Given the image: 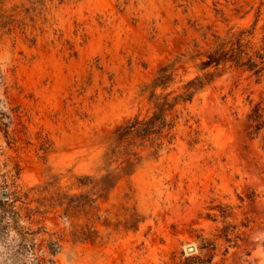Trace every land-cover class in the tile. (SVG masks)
<instances>
[{
  "label": "rangeland",
  "instance_id": "1",
  "mask_svg": "<svg viewBox=\"0 0 264 264\" xmlns=\"http://www.w3.org/2000/svg\"><path fill=\"white\" fill-rule=\"evenodd\" d=\"M238 33L261 44L264 0H0V264H178L204 240L211 264H264V74L227 64L104 159L161 66L184 53L172 99Z\"/></svg>",
  "mask_w": 264,
  "mask_h": 264
},
{
  "label": "trees",
  "instance_id": "2",
  "mask_svg": "<svg viewBox=\"0 0 264 264\" xmlns=\"http://www.w3.org/2000/svg\"><path fill=\"white\" fill-rule=\"evenodd\" d=\"M197 54L191 56L195 57ZM184 56L181 53L174 61L161 66L156 76L150 83L145 85V90L149 92V100L153 102V112L147 119H139L134 117L128 119L125 123L119 126L114 134L111 136L108 150L104 153V159L107 161L110 157L124 146V143H131L134 139L146 140L153 134H158L162 131L166 123V115L178 101L186 102L191 100L193 94L203 88L205 85L211 83L215 77H218L226 65L241 68L245 71H249L252 75L260 77L264 74V37L261 40V44L258 47H254L249 41H243L240 33L233 39L228 41L218 42L215 47L209 50L205 54V59L197 64L199 70L203 71L202 75H196L192 79H189L184 85V91L179 93L170 99L169 93L157 94L156 89L167 88L174 81L173 66L175 62L180 61ZM260 103L254 105L252 112L248 115V118L255 121L254 132L259 130L263 125L261 119L264 114V108L260 109ZM170 128V127H169ZM121 147V148H122ZM125 165L121 167L124 171L128 167L133 165V162L126 158L122 161ZM128 170V169H127ZM115 171L109 170L100 179L101 187L109 185L113 179H115ZM88 178V177H86ZM225 213L224 210H222ZM222 213V214H223ZM230 225H226L221 228V234L219 237L224 238L226 242H230V234L233 232L235 226L232 229ZM235 238H239L238 233H234ZM216 244L211 240H204L199 245L200 252L198 254L189 253L178 264H211L215 255ZM227 249L224 250L226 252Z\"/></svg>",
  "mask_w": 264,
  "mask_h": 264
},
{
  "label": "water",
  "instance_id": "3",
  "mask_svg": "<svg viewBox=\"0 0 264 264\" xmlns=\"http://www.w3.org/2000/svg\"><path fill=\"white\" fill-rule=\"evenodd\" d=\"M195 251V247L194 246H187L186 247V252L187 253H192V252H194Z\"/></svg>",
  "mask_w": 264,
  "mask_h": 264
}]
</instances>
